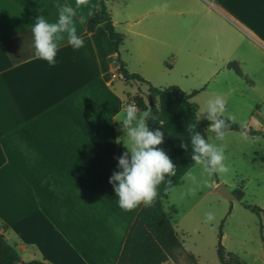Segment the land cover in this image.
<instances>
[{"label":"crops","instance_id":"obj_1","mask_svg":"<svg viewBox=\"0 0 264 264\" xmlns=\"http://www.w3.org/2000/svg\"><path fill=\"white\" fill-rule=\"evenodd\" d=\"M58 3L75 7V0H0V225L24 261L175 264L137 219L144 204L123 211L109 183L119 171L117 158L128 151L115 120L136 95L149 104L148 86L126 80L118 56L155 87L208 88L221 96L228 118L247 129L225 135L239 142L243 155H253L249 144L263 136L249 130L264 132V0H106L116 32L124 35L119 53L104 27L88 32L98 9V0H89L75 17L84 46L74 50L65 38L49 66L34 55L31 27L40 14L57 21ZM163 3L166 11L153 10ZM155 100L158 123L150 130L163 132L157 147L176 166L157 192L180 236L183 219L214 210L210 203L196 211L206 197L226 199L217 190L226 179L201 176L191 160L197 131L180 97L161 93ZM198 102L197 115L206 106ZM206 133L209 142L212 133ZM189 171L208 181L194 197L184 195ZM184 201L194 203L181 215Z\"/></svg>","mask_w":264,"mask_h":264},{"label":"clouds","instance_id":"obj_2","mask_svg":"<svg viewBox=\"0 0 264 264\" xmlns=\"http://www.w3.org/2000/svg\"><path fill=\"white\" fill-rule=\"evenodd\" d=\"M89 0H75V7L68 4H56L58 9V19L49 22L44 15L36 17L35 23L31 27L33 36L34 55L37 59L47 61L49 66H55L56 55L60 47V42L67 39V43L74 50L84 46V40L77 35L75 17L77 9L87 6ZM167 3L155 5L153 10L160 13L166 11ZM81 24L85 23V17H79ZM66 34V35H65ZM226 101L221 96L208 99L206 106L197 115V122L202 118L210 123L206 131L214 133L217 141L225 140V133L231 128L230 118H226ZM153 114L146 110L141 112L135 104H129L123 110L120 117L115 121H120L122 129L127 137L124 141L125 151L118 157V168L122 171H114L109 178V183L114 187L118 206L123 211H132L143 203L146 207H151L157 197V186L164 182L166 176L176 175V166L166 152L157 146L163 143V132L159 129L152 131L147 126V119ZM242 129L246 125L241 124ZM190 142L192 145L191 160L201 167V176L211 177L213 174L226 173L228 168L224 164L225 146L216 145L206 141L203 135L195 132ZM181 147L188 149V144L182 142ZM183 179L190 181V186L184 195L195 196L198 187L203 184L207 186L208 181L198 180L192 171L185 174ZM167 184L171 186L172 180ZM167 191V188H165ZM215 219V214L211 211L205 213V223H211Z\"/></svg>","mask_w":264,"mask_h":264},{"label":"rangeland","instance_id":"obj_3","mask_svg":"<svg viewBox=\"0 0 264 264\" xmlns=\"http://www.w3.org/2000/svg\"><path fill=\"white\" fill-rule=\"evenodd\" d=\"M195 90H200L193 99V102L198 104L199 100L206 105L208 99L216 97L211 89ZM129 91L134 94L136 89L132 86L129 87ZM260 102H263L261 105L264 104V100ZM224 115L228 117L225 113ZM209 143L216 145L224 143L226 148L224 164L228 171L216 175L225 177L224 182L228 188L233 191L242 190L244 194L240 202L221 197H206L196 211L200 212L211 203L210 207L214 208L212 211L215 214L214 221L205 223V216L202 214L195 219L192 217L183 219L184 229L179 230V233L184 250L179 252L177 262L172 261L175 264H221L217 252L221 229L222 244L227 253L234 254L245 264H264V138H258L249 144L250 149L256 148L253 155H243L239 142L227 135L221 143L212 133ZM183 203L184 205L180 206L181 215L194 201L191 204L189 201ZM251 207H259L262 211L256 212ZM187 253L194 254L197 259H190ZM231 264L238 263L234 261Z\"/></svg>","mask_w":264,"mask_h":264},{"label":"trees","instance_id":"obj_4","mask_svg":"<svg viewBox=\"0 0 264 264\" xmlns=\"http://www.w3.org/2000/svg\"><path fill=\"white\" fill-rule=\"evenodd\" d=\"M105 1L106 0H98V9L94 14V16H92L88 20L87 29L88 32H92L99 26L104 27L108 31L110 37L116 41V45H117L116 50L119 53L118 47L119 44L123 41L124 35L116 32L113 26L111 13L108 10ZM117 61L119 63V71L126 80H131L139 83L140 85L148 86V92H149L148 95L149 97L150 96L153 97L154 104L152 106H150V104H147L145 99L140 95H136L132 98L136 102L137 107L141 112L148 110L153 115L158 116L159 110L156 106L155 96L161 93H168L174 96H178L180 97L184 105L191 110L196 131L199 132L201 135H203L206 141L208 142V137L205 129L210 122L208 120H202V119L200 120L199 123L197 122L198 105L190 101V99L199 92L198 90H194L192 92H186L176 85H171L161 88L155 87L140 74L130 73L125 68L124 62L120 59L119 56ZM230 66L234 67V69L241 74L240 69L236 65L231 63ZM254 134H259L264 137V132L260 130H256ZM119 171H122V169L119 168ZM213 175L216 176V174ZM234 193L237 195L238 199H242L243 196L242 191H235ZM251 208L256 212L262 211V209L259 207H251ZM137 219L141 220L145 224V226L152 233L158 244L166 252V254L174 262H177L179 259L178 258L179 252L184 250L183 240L180 238L179 234L173 227L171 218L165 212L163 208L162 197L158 194V192L154 204L151 207H146L145 205H143L138 213ZM6 230H7L6 225L4 224L0 225V264H49L45 260H39V259L24 261L17 247L9 243V241L7 240ZM222 237H223V233L222 230L220 229L218 249H217L220 263L231 264L232 262L236 261L238 264H245L234 254L227 253L224 245L222 244ZM187 256L190 259L193 260L196 259L195 256L191 253H187Z\"/></svg>","mask_w":264,"mask_h":264},{"label":"water","instance_id":"obj_5","mask_svg":"<svg viewBox=\"0 0 264 264\" xmlns=\"http://www.w3.org/2000/svg\"><path fill=\"white\" fill-rule=\"evenodd\" d=\"M149 104L150 106H152L154 103H153V97L150 96L149 97ZM225 116V115H224ZM226 117V116H225ZM228 118V117H226ZM233 121V120H232ZM147 126L149 127V130L152 129L157 123H158V119L153 115L152 117H149L147 119ZM231 128L228 129V130H236V131H241V132H246L247 129L246 128H241L240 124H238L237 122L233 121L231 122ZM250 133H254V130H249ZM217 190L218 192L220 193V195L230 201H238L240 202V199H238L237 195L231 191L227 185L223 182H220L217 186Z\"/></svg>","mask_w":264,"mask_h":264},{"label":"built area","instance_id":"obj_6","mask_svg":"<svg viewBox=\"0 0 264 264\" xmlns=\"http://www.w3.org/2000/svg\"><path fill=\"white\" fill-rule=\"evenodd\" d=\"M129 104H135L137 106L136 102L132 98H130L128 102L124 103V108H126Z\"/></svg>","mask_w":264,"mask_h":264}]
</instances>
